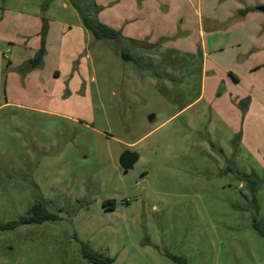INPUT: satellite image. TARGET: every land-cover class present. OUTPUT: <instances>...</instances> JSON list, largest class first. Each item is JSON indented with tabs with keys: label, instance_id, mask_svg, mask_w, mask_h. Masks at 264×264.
Instances as JSON below:
<instances>
[{
	"label": "rangeland",
	"instance_id": "obj_1",
	"mask_svg": "<svg viewBox=\"0 0 264 264\" xmlns=\"http://www.w3.org/2000/svg\"><path fill=\"white\" fill-rule=\"evenodd\" d=\"M261 4L0 0V264H264Z\"/></svg>",
	"mask_w": 264,
	"mask_h": 264
},
{
	"label": "trees",
	"instance_id": "obj_2",
	"mask_svg": "<svg viewBox=\"0 0 264 264\" xmlns=\"http://www.w3.org/2000/svg\"><path fill=\"white\" fill-rule=\"evenodd\" d=\"M98 11V9H96ZM81 17V21H82V25L83 27H85V30H87L94 39H110V40H116L119 37V33L107 26H105L104 24L100 23L98 20H96L95 23H91L89 22V20L84 17L82 14H80ZM43 53V48H40L37 53L35 54V58L31 60L33 66H35L36 64H38L40 62V57ZM34 213L33 217H24L21 220V223L23 224H29V223H40L42 221L45 220H52L54 219V216L49 215L47 213H44L42 211V208L39 204H36L32 207L31 209ZM16 224H10V225H0V230L1 229H6V228H12L14 227ZM255 228L257 229V231L264 236V233L258 229L257 226H255ZM84 257L89 260L92 264H112V260L108 257H103L99 254L93 253L91 251H89L87 248H84V252H83ZM171 257L174 261H177L181 264H184V260L181 258H176V257Z\"/></svg>",
	"mask_w": 264,
	"mask_h": 264
},
{
	"label": "crops",
	"instance_id": "obj_3",
	"mask_svg": "<svg viewBox=\"0 0 264 264\" xmlns=\"http://www.w3.org/2000/svg\"><path fill=\"white\" fill-rule=\"evenodd\" d=\"M98 1V0H97ZM260 6H264V5H259V7ZM258 8V7H257ZM105 9V8H104ZM104 11H101L100 13H98L99 15H98V21L100 22V23H102V24H104L105 26H107V27H109V28H111V29H113V30H117V28L118 27H115L114 26V21H109L108 19H104L102 16H103V13ZM201 20V21H203V17L201 16V14L199 13L198 14V20ZM209 20V23H208V31H210V32H212L213 30H214V27H213V23H214V21L213 20H210V19H208ZM36 28H34V32H33V35L34 36H36L35 38H37L38 39V34H39V30H40V28H41V23L40 22H36ZM34 26V25H33ZM115 28V29H114ZM78 30H79V33L82 35V37L83 36H85V38H88L89 37V32L87 31V30H85L84 29V27H81V26H79L78 27ZM22 31H17L14 35H1L0 36V42H9V43H11V44H14V45H17L18 46V44L16 43V41H17V39H18V37H23L22 35ZM127 38H131L132 39V37L131 36H126ZM24 38H26L27 39V37H24ZM23 38V39H24ZM29 38V37H28ZM36 39V40H37ZM130 39V40H131ZM32 46H33V49H32V51L33 52H37L39 49H40V44H38L37 42L34 44V43H32ZM19 62V61H18ZM18 62H17V64H18ZM9 63H11L12 64V61L11 62H9Z\"/></svg>",
	"mask_w": 264,
	"mask_h": 264
},
{
	"label": "water",
	"instance_id": "obj_4",
	"mask_svg": "<svg viewBox=\"0 0 264 264\" xmlns=\"http://www.w3.org/2000/svg\"><path fill=\"white\" fill-rule=\"evenodd\" d=\"M258 11L264 13V6H260L257 8ZM138 160V154L124 151L118 158V165L121 171L132 170L133 165Z\"/></svg>",
	"mask_w": 264,
	"mask_h": 264
}]
</instances>
